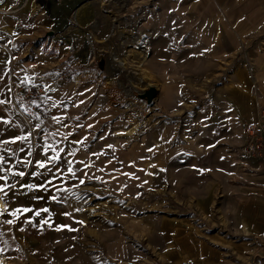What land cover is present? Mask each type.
Returning a JSON list of instances; mask_svg holds the SVG:
<instances>
[{"label":"crops","instance_id":"1","mask_svg":"<svg viewBox=\"0 0 264 264\" xmlns=\"http://www.w3.org/2000/svg\"><path fill=\"white\" fill-rule=\"evenodd\" d=\"M81 2L65 0L41 12L30 0H0V194L7 201L6 212L0 214V255L12 254L18 243H36L39 237L50 244L74 241L79 226L73 195L90 197L87 204L142 184L162 189L174 162L192 172L194 183L182 186L191 185L189 195L197 208L212 211L217 193L213 183L199 194V177L223 181L224 212L239 232L264 241V154L231 152L245 143L246 125L264 115V0H158L185 25L188 20L204 22L208 51L223 58L244 51L250 58L228 68L211 102L194 113L189 128L164 120L144 129L150 122H143L137 132L131 128L121 135L116 120L123 99L118 78L99 67L84 35L97 16L92 5L80 6L77 35L70 31V10ZM19 85L39 99L46 116L31 111L29 122L12 103ZM23 89L17 97L24 98ZM58 100H63L61 105ZM161 113L166 115L167 107ZM219 146L227 151H216ZM215 160L223 166L222 176ZM158 224L176 264L216 263L214 250L191 235L188 219L160 217ZM92 234L85 240L102 243L110 258L124 264L135 259L127 237Z\"/></svg>","mask_w":264,"mask_h":264},{"label":"rangeland","instance_id":"2","mask_svg":"<svg viewBox=\"0 0 264 264\" xmlns=\"http://www.w3.org/2000/svg\"><path fill=\"white\" fill-rule=\"evenodd\" d=\"M64 1L30 0L35 10L41 12L52 11ZM79 4L70 10V31L77 35L75 16L80 6L92 5V12L97 16L87 25L84 35L90 42L95 61L105 57L107 72L118 78V90L123 98L116 116L120 135L131 128L137 132L139 126L148 122L150 124L144 129L156 128L164 120L179 121L181 126L189 128L196 118L194 113L211 102L215 87L226 78L228 68L248 63L250 58L244 51H235L226 58L218 52L208 51L204 22L188 20L185 25L173 16L172 9H164L158 0H82ZM56 51L57 48H53L52 52ZM112 56L124 61L117 63L112 60L109 67L107 58ZM11 75L17 77L14 73ZM151 83L158 87V94L155 101L148 104L136 96V90ZM23 86H18L12 103L30 122L32 110L28 111L24 106V98L30 94L36 106L33 111L46 116L47 110L40 109L39 99L31 91L26 92ZM19 87L24 90V98L17 97L21 93ZM62 102L58 100L59 105ZM166 107L167 114L163 115L161 112ZM77 127L71 128V132L77 131ZM60 130L63 131L62 128ZM62 136L56 133L57 139L62 140ZM244 144L231 152L245 154L242 152ZM216 151L226 152L227 149L219 146ZM214 163L222 176L223 166L218 160ZM194 181L192 172L183 171L181 165L174 162L169 165L168 183L162 189L142 184L127 193L93 198L87 204L84 201L90 197L77 192L71 197L79 226V236L74 241L50 244L43 241L46 238L39 237V241L33 244L18 243L16 251L10 255L2 253L1 256L6 264H124L110 258L102 243L94 242L95 239L88 243L91 242L89 238L86 242L85 236H93L92 233L97 231L108 238L127 237L135 254V259L128 264H176L170 259L171 253L166 251L165 238L158 228V219L170 216L188 219L193 238L204 242L218 255L216 263L212 264H264V241L239 232L222 208L223 181L203 176L197 181L199 194L210 190L213 183L217 190L214 208L209 212L196 207L194 198L189 195L191 185L182 186V182L187 185ZM2 199L5 207L0 208V214L7 209V201ZM41 230L42 234L46 233L45 227ZM150 231L153 233L148 235ZM82 237L83 242L80 240ZM239 244L245 247L240 250ZM182 264L193 263L185 261Z\"/></svg>","mask_w":264,"mask_h":264},{"label":"built area","instance_id":"3","mask_svg":"<svg viewBox=\"0 0 264 264\" xmlns=\"http://www.w3.org/2000/svg\"><path fill=\"white\" fill-rule=\"evenodd\" d=\"M14 87V84L12 83ZM22 89V88H21ZM25 108L30 110H35L36 106L30 94H28L25 98ZM264 115L262 114L258 121L251 122L246 125L245 131L247 134L246 142L242 147V152L245 154H249L252 156H262L264 154Z\"/></svg>","mask_w":264,"mask_h":264},{"label":"water","instance_id":"4","mask_svg":"<svg viewBox=\"0 0 264 264\" xmlns=\"http://www.w3.org/2000/svg\"><path fill=\"white\" fill-rule=\"evenodd\" d=\"M100 68H105L106 58L102 57L98 61ZM158 94V87L155 84H148L141 90H136V96L145 100L148 104H152Z\"/></svg>","mask_w":264,"mask_h":264},{"label":"bare ground","instance_id":"5","mask_svg":"<svg viewBox=\"0 0 264 264\" xmlns=\"http://www.w3.org/2000/svg\"><path fill=\"white\" fill-rule=\"evenodd\" d=\"M141 53V52H140ZM108 59V66L110 67V66H112L111 65V61L112 60H114V61H116L117 63L119 62V63H122V61H124L123 59L122 60H119V59H121V58H116V57H111V58H107ZM145 74V73H144ZM2 207H5V203H4V200L0 197V208H2ZM0 264H6V260L4 259V257H2L1 255H0Z\"/></svg>","mask_w":264,"mask_h":264},{"label":"snow or ice","instance_id":"6","mask_svg":"<svg viewBox=\"0 0 264 264\" xmlns=\"http://www.w3.org/2000/svg\"><path fill=\"white\" fill-rule=\"evenodd\" d=\"M20 139H27V137H21ZM40 167H44V165L43 164H41L40 165ZM19 175H21V176H23L24 175V173H19ZM0 191H3V189H0ZM45 211H47V209H45ZM37 215H39V213H37ZM7 223H12V221H7Z\"/></svg>","mask_w":264,"mask_h":264}]
</instances>
